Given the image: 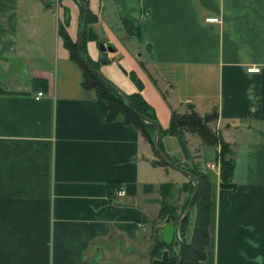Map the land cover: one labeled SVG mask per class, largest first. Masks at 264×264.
<instances>
[{"label":"crops","instance_id":"1","mask_svg":"<svg viewBox=\"0 0 264 264\" xmlns=\"http://www.w3.org/2000/svg\"><path fill=\"white\" fill-rule=\"evenodd\" d=\"M82 1L98 43L115 49L110 61L123 48L146 71L142 80L132 70L161 128L174 111L216 109L235 186L221 188L214 172L211 241L199 264H264V0ZM54 2L0 0V69L27 71L24 82L17 70L0 79V264H145L147 225L173 168L153 164L140 130L108 120L106 103L81 87L58 36L68 16L77 42L80 7ZM86 42L99 61L97 42ZM163 136L176 162L218 163L216 148L192 134ZM176 180L174 194L189 178ZM111 182L123 196L112 198Z\"/></svg>","mask_w":264,"mask_h":264},{"label":"trees","instance_id":"2","mask_svg":"<svg viewBox=\"0 0 264 264\" xmlns=\"http://www.w3.org/2000/svg\"><path fill=\"white\" fill-rule=\"evenodd\" d=\"M83 2L86 4L85 1ZM80 13L82 19L83 10L81 8ZM86 20L88 26H90L96 20L95 16L89 10ZM68 24V16H64L63 20L59 21L58 24V36L62 40L64 48L68 51L71 61H73L81 70V87L85 90L93 91L98 99L106 103L108 109V120L122 118L124 123L133 125L135 128L140 130V132L150 142L157 157V160L152 162L153 164L168 166V164L159 156L153 146V135L156 131L155 127L142 121L131 109H129L126 104V100L121 95L113 92L103 83L101 79L96 77L87 69V67L77 55V42H73L67 33L66 28L68 27ZM86 43V39H84L81 45V53L87 62L94 69L98 70L97 62L93 61L87 53ZM129 77L137 88L135 92L128 94V98L131 101L133 109L140 114L157 121L151 106L141 93L143 87L142 82L138 79L134 72H131ZM32 83L38 84L39 86L41 85V87L44 85V88L46 85L45 82L43 83V81L37 79H34ZM216 118L217 112L215 108L211 112L204 115H199L191 106L189 107L187 113L181 114L174 111L171 115L169 126L167 128H161V137L163 135L176 136L187 131L194 133L201 139L202 143L208 146L216 148L219 145L220 150H217L215 156L216 160H218L220 163L219 186L221 188L233 189L235 186L232 182L234 159L231 156L232 150L230 148V144L224 141L220 135L212 132L208 126V123L213 121V119L216 120ZM161 137L159 140V147L168 157V159L175 165L192 172L197 180L198 191L195 196L192 209L189 216L181 223L179 233L183 242L180 264H199L200 261L206 257L211 241V229L214 219L212 191L214 185L216 184L214 179L215 176L212 172H209V169L205 167L204 164L201 165L199 163H194L192 165H185L173 160L165 152ZM119 186L120 184L115 182H111L109 185V190L111 191L113 199L116 198L113 196V190ZM182 189L183 191L189 192L187 202H185L184 206L182 207V209H184L186 208L193 191V180L189 178L188 182L182 185ZM173 191V183L166 182L161 185V206L158 218L165 219L168 216L172 222H176L182 212L179 213V207L176 204H172L170 202L174 196ZM192 213L193 216H190ZM188 236L190 239H188ZM153 242L154 245L151 247L150 252L160 255V250L167 247L169 249V258L165 264L176 263V240H173L170 245H163L157 236Z\"/></svg>","mask_w":264,"mask_h":264},{"label":"water","instance_id":"3","mask_svg":"<svg viewBox=\"0 0 264 264\" xmlns=\"http://www.w3.org/2000/svg\"><path fill=\"white\" fill-rule=\"evenodd\" d=\"M75 1L78 3L79 7L83 10L81 29H80L79 37H78L77 44H76L78 57L80 58V60L83 62V64L87 67V69L92 74H94L96 77L101 79L103 81V83L107 87H109L113 92L121 95L126 100V104L129 107V109H131L142 121H144V122L152 125L153 127H155L156 131H155L154 136H153V146H154L156 152L159 154V156L171 168L177 170L178 172L182 173L183 175H185L188 178L193 180V191L191 193V196L189 198V201H188L186 208L181 213L180 217L178 218V220L176 222H172L170 220V218L167 216L164 220V224H163L161 231H160V239L159 240L163 245H165V244L170 245L173 242V240L177 241L176 263L175 264H180V256H181V250H182L183 242H182V239L180 237L179 231H180L181 223L190 214L195 196H196L197 191H198V184H197L196 177L192 172L172 163L168 159V157L164 154V152L160 149L159 140H160V136H161V127H160L159 123L157 121L152 120V119L140 114L139 112L135 111L132 107L130 99L128 98V94L122 92L117 87H114L107 79H105L98 72V70L94 69L87 62L85 57L82 55L81 45H82L84 38H86L88 42H97L98 52L100 53L99 63H101V64H107L110 62V59L108 58V56H109V54L114 53L115 49L112 48L111 46H105L102 43H98V36H97L96 32L92 29V27L87 25V20H86L87 13H88L87 5L82 0H75ZM168 258H169V249L166 247V248L161 250V256L160 257H156V258H153L151 260V264H165L167 262Z\"/></svg>","mask_w":264,"mask_h":264},{"label":"rangeland","instance_id":"4","mask_svg":"<svg viewBox=\"0 0 264 264\" xmlns=\"http://www.w3.org/2000/svg\"><path fill=\"white\" fill-rule=\"evenodd\" d=\"M58 1L59 0H55V2H54L55 6H56V3L58 4ZM121 51H122V53H121L122 55L117 56L114 60L110 61V63H107V64L99 63L98 59H92V60L97 62V64H98V72L105 79H107L114 87H117L122 92H124L126 94H130L131 91H134V85H133L134 83L131 81V79L129 77V74L131 72L135 71L142 80H147V73H146V71L144 72L141 69H139L141 66L139 65L138 59H137V57L135 55L130 54L126 49H123V48H121ZM13 70H17L18 71L19 81L20 82L26 81V76H27L26 67L22 66L21 64H17L15 67L11 68L8 71H3L2 69H0V79L1 80L2 79L3 80H7L8 77H10V75L12 74ZM132 70H134V71H132ZM136 73H135V75H136ZM184 113H187V112H184ZM181 114H183V113H181ZM214 123H215V120L213 119V121H210L208 123V126H209V128L211 129L212 132H214L215 134H218L217 130L215 129ZM183 133H186L187 136H190V134H192L195 137H198L194 133H190V132H187V131H185ZM164 138H165V136L162 137L161 141H162L163 144L164 143L166 144V141H165ZM151 149L153 150V148H151ZM208 150L211 151V148L208 147ZM216 150H218V151L220 150V146L219 145L216 147ZM153 152H154V150H153ZM201 163H199V164H201ZM217 164L219 165V172H220V163H219V161H218ZM169 170H170L171 173L169 175V178H168L169 180L168 181H171V182L173 181L172 183H174V185L177 183L176 179H178L179 181H182L181 178H184V176H185V175L183 176L182 174H180V173H178L176 171H173V169L172 170L169 169ZM209 172H212L214 174L215 170L209 169ZM216 172H218V170H216ZM157 178L158 177H156V176H152L153 181L156 180ZM217 178H218V175H217ZM214 179L216 181V178H214ZM176 185L178 186L179 184H176ZM181 193H182V196H183L182 198L183 199L179 200L178 199L179 198V194H181ZM188 194H189L188 191H183V192H180L178 194H174V196L172 197V199L170 201L172 204H176L180 208L179 213L183 212L184 209H185V208L182 209V207L184 206L185 202H187V198L189 196ZM176 195H178V196H176ZM190 216H193V213ZM164 220H165L164 218L163 219L155 218V219L151 220L148 223V225H147V227H148L147 230L148 231L146 230V234L151 237V243H150L151 247L154 245L153 240L155 239V237L158 236L159 239H160V231H161V228H162V226L164 224ZM188 239H190L189 236H188ZM161 250H160V255H158L156 253L154 254V253L148 251L147 257L145 258V264H151V260L153 258L160 257L161 256ZM176 250H177V248H176ZM116 258H114V259H116ZM116 262H119V261L117 260Z\"/></svg>","mask_w":264,"mask_h":264},{"label":"built area","instance_id":"5","mask_svg":"<svg viewBox=\"0 0 264 264\" xmlns=\"http://www.w3.org/2000/svg\"><path fill=\"white\" fill-rule=\"evenodd\" d=\"M258 71H259L258 69H250V70H248L249 73H257ZM42 94H43L42 92H38L36 98H39V96H41ZM204 165L208 169H213L215 171L218 170V172H219V165L214 163V162H206ZM113 195L115 197L123 196L124 195V187L119 186L118 188H115L113 190Z\"/></svg>","mask_w":264,"mask_h":264}]
</instances>
